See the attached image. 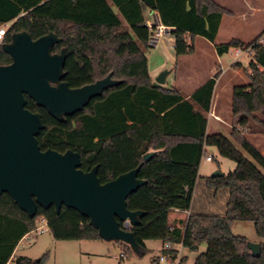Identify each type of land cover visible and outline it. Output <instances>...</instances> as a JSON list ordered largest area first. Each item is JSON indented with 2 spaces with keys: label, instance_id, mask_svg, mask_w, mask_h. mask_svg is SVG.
Returning a JSON list of instances; mask_svg holds the SVG:
<instances>
[{
  "label": "trees",
  "instance_id": "16d2710c",
  "mask_svg": "<svg viewBox=\"0 0 264 264\" xmlns=\"http://www.w3.org/2000/svg\"><path fill=\"white\" fill-rule=\"evenodd\" d=\"M147 12L156 19L148 25ZM223 16H232L214 0H0V26L11 23L0 45V66L12 63L2 48L15 33L28 32L33 40L55 33L61 42L52 53L66 52V78L80 88L111 75L120 84L74 116L63 121L26 97L27 109L40 113L45 128L38 141L43 151H73L82 159L85 172L98 168L102 184L142 165L138 178L146 181L127 200L132 212L142 211L141 225L129 229L140 252L117 242L126 255L143 258L146 242L170 244L172 255L182 245L201 253L195 264H264V156L247 140L248 134L264 135V46L233 39L217 44ZM158 26L170 30L177 58L195 53L197 37L205 38L219 56L234 48L252 50L244 69L250 83L233 89L231 139L209 135L207 114L220 72L186 98L177 88L153 87L146 52L156 46ZM233 140V141H232ZM234 142V143H233ZM237 146L241 149L239 150ZM206 147L231 160L236 167L222 177H200ZM150 152L156 154L144 162ZM220 171V170H219ZM224 199L223 215L214 212ZM214 208V209H213ZM173 210L191 211L175 225ZM45 219L55 240H102L90 220L77 210L38 208L30 218L8 194L0 195V264H9L21 240ZM237 221L252 222L262 239L261 255L253 257L248 239L233 233ZM19 257L14 264H47ZM186 258L180 261L184 264Z\"/></svg>",
  "mask_w": 264,
  "mask_h": 264
},
{
  "label": "water",
  "instance_id": "95a60500",
  "mask_svg": "<svg viewBox=\"0 0 264 264\" xmlns=\"http://www.w3.org/2000/svg\"><path fill=\"white\" fill-rule=\"evenodd\" d=\"M61 39L53 32L33 40L22 31L2 46L12 63L0 66V195L8 194L30 218L38 208L54 207L77 210L90 220L102 240L122 242L135 253L140 246L129 229L141 225L142 211L132 212L127 200L146 181L138 178L142 167L102 184L95 167L85 172L79 153L43 151L38 141L45 128L40 113L27 109V99L55 119L63 121L82 112L90 102L110 87L120 84L111 75L80 88L65 81L66 52L52 53ZM171 70L164 69L153 81V87L164 88ZM156 152L147 153L148 162ZM222 171L211 177H222ZM253 257L261 255V244L248 241Z\"/></svg>",
  "mask_w": 264,
  "mask_h": 264
},
{
  "label": "crops",
  "instance_id": "0c3cea01",
  "mask_svg": "<svg viewBox=\"0 0 264 264\" xmlns=\"http://www.w3.org/2000/svg\"><path fill=\"white\" fill-rule=\"evenodd\" d=\"M214 1L232 13V16H223L221 20L216 38L217 44H227L233 39H239L246 44L251 43L260 32L264 30V0ZM146 17L148 18V25L152 27L156 15L153 12H147ZM237 22L245 24L255 23L259 28L249 40H245L238 35H224L226 32L231 31ZM172 41L174 42L173 45H171ZM202 42L204 45L203 47L200 46V43ZM194 45V54L177 58L174 52L175 40L172 37L170 30L167 29L166 35L162 39L157 40L156 46L146 52L150 75L154 81L155 77L164 69L171 70V74L167 78L165 87L177 88L186 98H189L196 90L212 79L215 73L220 72V77L217 80L213 95L212 107L207 114V133L209 135L223 134L231 139V132L233 130V89L237 86H246L250 83L244 69L249 66L251 59L247 61V57H244L237 60L233 55V49H231L228 54L219 56L214 45L202 37H197ZM229 56L231 57L230 59L228 58ZM246 138L250 144L256 147L264 156V148H262L259 143V140L264 138V135L249 134ZM206 153L207 151L205 149V154ZM203 159L204 157L202 160ZM200 170L201 164L199 178L209 177L202 176ZM217 171H219V169ZM224 174L228 175L227 173ZM189 216L190 213L188 214L179 210H173L170 215L171 220L175 225H179L180 221H186ZM29 235L21 240L9 264H14L16 259L19 258L17 257L19 247L21 243L29 239ZM147 243L148 242H146V245ZM258 243L260 244L261 242ZM20 257L29 258L28 256Z\"/></svg>",
  "mask_w": 264,
  "mask_h": 264
},
{
  "label": "rangeland",
  "instance_id": "374dc122",
  "mask_svg": "<svg viewBox=\"0 0 264 264\" xmlns=\"http://www.w3.org/2000/svg\"><path fill=\"white\" fill-rule=\"evenodd\" d=\"M258 28L259 26L255 23L245 24L237 22L234 28L224 35H238L245 40H249ZM263 32L264 30L256 38L260 37ZM173 44L174 42L172 41L171 45ZM200 46H204L203 42L200 43ZM228 58L230 59L231 57L229 56ZM251 58L252 56L247 57V61ZM234 125L233 122V130L238 129L234 128ZM259 143L264 148V138H261ZM237 148L241 150L238 146ZM206 151L207 155L213 156L215 159L212 162H208L205 159L202 160L200 170L202 176H211L218 169L220 171L223 170V173L229 174L236 167L231 160L222 158L214 147H207ZM223 205L224 199H220L215 206L214 212L223 215ZM41 226H43L45 232L43 234H39V231L32 232L29 235L30 240L21 243L17 257L28 256L30 259L39 260L47 254V264H179L172 254L163 252L164 245L161 241H148L149 253L143 258L138 257L136 254L126 255L125 258H121V254L125 253V250L117 242H106L104 240L58 241L53 238L48 225L42 220H38L36 227L39 228ZM233 233L247 238L252 243L262 242V239L256 234L252 222H235L233 224ZM174 249L181 252L180 261L186 258L184 264H195L197 257L206 251V245H202L198 252H190L180 245L174 246ZM161 256L165 257V262H159Z\"/></svg>",
  "mask_w": 264,
  "mask_h": 264
},
{
  "label": "built area",
  "instance_id": "2783aa9c",
  "mask_svg": "<svg viewBox=\"0 0 264 264\" xmlns=\"http://www.w3.org/2000/svg\"><path fill=\"white\" fill-rule=\"evenodd\" d=\"M11 26V23H8V24H4V25H1L0 26V45L3 44L4 42V39H5V36H6V33L8 31V29L10 28ZM166 30L167 28L164 27V26H158L153 34V38L156 39V40H159V39H162L165 35H166ZM256 43L259 44V45H262L264 46V32L260 35V37L257 38L256 40ZM233 55L234 57L237 59V60H240L244 57H250L253 55L252 53V50L251 49H248V50H244L242 48H234L233 50ZM204 159L208 162H212L214 161V157L213 156H210V155H207V154H204ZM185 213H190L189 211H183ZM42 222L46 223V220L45 219H42ZM35 231H39V234H43L45 231L43 229V226L37 228ZM29 239H27V241H29ZM182 246V245H180ZM171 249V245L168 243V244H165L164 245V248L163 250H169ZM179 253H177L176 255H173V258L174 259H177L179 264H180V260H179V257H180V251H178ZM178 257V258H177ZM121 258H125V255L124 253L121 254ZM166 259L164 256H161L159 258V262H165Z\"/></svg>",
  "mask_w": 264,
  "mask_h": 264
}]
</instances>
